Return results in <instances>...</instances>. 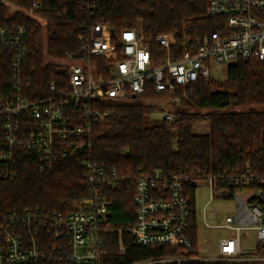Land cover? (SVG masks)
<instances>
[{"label":"built area","instance_id":"built-area-1","mask_svg":"<svg viewBox=\"0 0 264 264\" xmlns=\"http://www.w3.org/2000/svg\"><path fill=\"white\" fill-rule=\"evenodd\" d=\"M207 12L221 19L220 29L205 36L194 52L185 51L177 59L172 53L175 33L159 34L155 42L163 51L154 53L141 27L122 30L116 40L108 23L94 24L87 36L80 37L79 52L61 61L69 71L68 90L59 91L52 82L51 94L35 99L24 96L26 27L0 29V54L13 53L11 94L0 99V130L4 136L0 169L4 176L16 177L19 145L34 151L42 170L90 146L92 120L101 114L92 108L95 102L132 103V96L144 95L150 85L155 93L166 95L165 101L178 104L180 97L176 94L180 88L210 82L212 63L227 68L239 60L264 61V0H209ZM72 103L79 106L78 112L67 110ZM173 114L169 110L166 120L173 121ZM72 137H80L81 141L65 147L62 143ZM85 166L86 179L95 189L73 210L62 213L35 209L0 218V264H104V236L113 231L119 233L120 251H124V230L105 226L110 202L97 188L101 184L118 188V173L115 170L108 174L91 161H86ZM190 181L163 170L138 175L134 179L135 223L125 231L142 246L194 249L193 202L196 213V188L206 183L211 188L208 204L215 199H232L235 209L223 224L212 225L204 215L203 227L231 233L218 238L213 255H199L197 230V255L135 264H264V174L245 163L218 173L203 170L199 179L193 181V191L189 189ZM243 234L251 238L247 242L251 244L249 249L244 246Z\"/></svg>","mask_w":264,"mask_h":264},{"label":"trees","instance_id":"trees-1","mask_svg":"<svg viewBox=\"0 0 264 264\" xmlns=\"http://www.w3.org/2000/svg\"><path fill=\"white\" fill-rule=\"evenodd\" d=\"M209 0H6L0 4V29L12 31L25 26L27 54L22 65L25 98L51 94L54 82L59 91L68 90V69L45 59L63 61L77 54L80 37L100 22L108 23L116 40L124 29H143L154 53H162L155 40L159 34L175 33L174 59L192 51L205 36L220 29L221 19L208 15ZM14 7V9L12 8ZM13 10H12V9ZM86 28V30H85ZM88 28V30H87ZM0 54V99L11 94V58ZM98 62L101 59H97ZM102 63V62H100ZM179 109L174 120L148 127V106L142 102L101 103L92 108L100 118L92 120L88 135L90 146L58 159L51 168L39 169L36 155L26 145L16 148V177L6 178L0 169V218L40 209L66 213L91 197L95 186L86 179V161L108 174L117 171L118 188L97 186L110 202L105 226L122 229L124 251L119 233L105 234L104 264H135L167 257L197 255V227L193 202L192 234L194 249L176 246H142L125 230L134 226V179L155 170L187 177L195 187L202 171L223 172L249 163L264 174V61L239 60L226 68L225 79L212 78L208 84L197 82L180 88ZM145 101L166 98L149 85L138 97ZM175 105V103H174ZM152 108V107H150ZM79 110L75 103L67 110ZM207 122L209 133L194 134L193 126ZM0 130V148H3ZM80 137L62 144L80 142ZM34 157V158H33ZM51 169V170H50ZM36 264V263H31ZM38 264H66L41 262ZM178 264V263H173ZM183 264V263H180Z\"/></svg>","mask_w":264,"mask_h":264},{"label":"rangeland","instance_id":"rangeland-1","mask_svg":"<svg viewBox=\"0 0 264 264\" xmlns=\"http://www.w3.org/2000/svg\"><path fill=\"white\" fill-rule=\"evenodd\" d=\"M14 9V7H12ZM11 8V9H12ZM12 9V10H13ZM53 62L56 65L63 66L61 61H51L48 58L45 59V64ZM213 78L225 79L226 76V66H222L217 63L211 64ZM136 102L145 103L148 106L146 112V125L148 127H153L160 125L169 110H173V113L177 112L180 108L178 104H170L164 99H157L153 101H145L143 99L136 98ZM152 107V108H150ZM194 134H207L209 133V125L207 122L198 123L193 126ZM211 195V188L206 183H201L196 188L195 199H196V225L198 230V253L200 256L203 255H213L217 249L218 238L227 234H230L228 230L225 229H205L204 224V215H206L210 224H223L226 216L230 215L235 209V203L232 199L230 200H221L215 199L208 204ZM251 238L243 234V242L245 248H251V244L247 242Z\"/></svg>","mask_w":264,"mask_h":264},{"label":"crops","instance_id":"crops-1","mask_svg":"<svg viewBox=\"0 0 264 264\" xmlns=\"http://www.w3.org/2000/svg\"><path fill=\"white\" fill-rule=\"evenodd\" d=\"M3 2H6V0H0V4L3 3Z\"/></svg>","mask_w":264,"mask_h":264},{"label":"water","instance_id":"water-1","mask_svg":"<svg viewBox=\"0 0 264 264\" xmlns=\"http://www.w3.org/2000/svg\"><path fill=\"white\" fill-rule=\"evenodd\" d=\"M133 99H136V96H132Z\"/></svg>","mask_w":264,"mask_h":264},{"label":"bare ground","instance_id":"bare-ground-1","mask_svg":"<svg viewBox=\"0 0 264 264\" xmlns=\"http://www.w3.org/2000/svg\"><path fill=\"white\" fill-rule=\"evenodd\" d=\"M33 158H34V157H33ZM51 169H52V168H51ZM51 169H50V170H51Z\"/></svg>","mask_w":264,"mask_h":264}]
</instances>
